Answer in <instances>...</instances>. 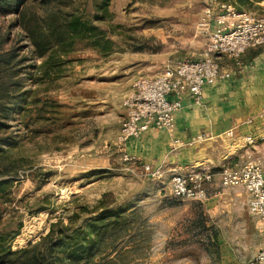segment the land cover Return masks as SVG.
I'll list each match as a JSON object with an SVG mask.
<instances>
[{
	"label": "rangeland",
	"instance_id": "rangeland-1",
	"mask_svg": "<svg viewBox=\"0 0 264 264\" xmlns=\"http://www.w3.org/2000/svg\"><path fill=\"white\" fill-rule=\"evenodd\" d=\"M102 1L66 0L58 12L96 29L90 39L65 42L68 53L50 34L58 23L48 14L56 9L41 0H32L21 18L0 15V54L15 59L0 86L21 84L16 95L26 93L12 104L21 110L0 132L10 142L2 154L16 173L9 200L0 203L6 245L13 252L30 249L55 225L67 237L77 231L86 237L101 226L92 221L109 210L121 218L88 264H253L264 227L250 214L245 193L221 190L220 196L243 203L220 198L219 210L210 214L206 204L175 199L169 183L146 179L141 162L124 161L119 142L124 101L135 82L172 62L209 57L198 24L207 9L218 16L237 0H111L106 15L98 11ZM244 10L264 18V1ZM35 42L47 49L44 59ZM251 49L249 60L264 45ZM234 62L230 66L245 64L244 57ZM263 145L256 139L254 146ZM259 156L264 168V154Z\"/></svg>",
	"mask_w": 264,
	"mask_h": 264
},
{
	"label": "built area",
	"instance_id": "built-area-1",
	"mask_svg": "<svg viewBox=\"0 0 264 264\" xmlns=\"http://www.w3.org/2000/svg\"><path fill=\"white\" fill-rule=\"evenodd\" d=\"M223 14L216 16L207 9L198 24V29L207 31V51L209 57L197 61H179L166 67L159 75L139 79L133 86V93L124 101L126 118L123 122L119 142L122 147L132 137H140L150 128L173 133L176 118L184 109L183 98L192 97L196 105H201L204 90L219 81L231 78V73L223 71L218 59L222 56L234 59L239 64L241 57L251 48L264 45V18L251 12H237L232 5L222 6ZM212 24H215L211 29ZM260 140H264V127L260 130ZM248 145H255L256 136L246 137ZM180 145L179 141L175 142ZM124 161L136 164L135 158L126 154ZM141 173L146 179L162 180L161 167L141 165ZM219 177L223 190L243 188L248 195V209L258 217L264 227V168L248 158L242 166L224 167L216 175L211 170H192L175 174L170 179L171 195L178 200L204 204L208 199V186ZM253 264H264V230L261 249Z\"/></svg>",
	"mask_w": 264,
	"mask_h": 264
},
{
	"label": "crops",
	"instance_id": "crops-1",
	"mask_svg": "<svg viewBox=\"0 0 264 264\" xmlns=\"http://www.w3.org/2000/svg\"><path fill=\"white\" fill-rule=\"evenodd\" d=\"M198 32L206 38L209 34L199 29ZM252 50L242 56L244 66L237 68L230 66L234 59L220 57L218 62L223 71L231 73V78L207 86L201 105H196L192 97L186 95L183 98L184 109L177 115L173 133L152 127L140 137L130 138L122 147L123 156L135 158V163L161 167L164 171L162 180L167 183L173 175L186 173L185 169L216 173L224 166H242L247 156L260 163L259 153L264 154V145L254 146L246 142L249 135L260 139V130L264 127V52L249 60ZM176 63L172 62L167 67ZM238 189L246 194L248 206L247 193L243 188ZM221 190L219 177H216L208 186L209 196L204 202L210 214L219 210L220 198L229 199L220 196ZM229 202L243 203L237 197L230 198Z\"/></svg>",
	"mask_w": 264,
	"mask_h": 264
},
{
	"label": "trees",
	"instance_id": "trees-1",
	"mask_svg": "<svg viewBox=\"0 0 264 264\" xmlns=\"http://www.w3.org/2000/svg\"><path fill=\"white\" fill-rule=\"evenodd\" d=\"M32 0H0V15L5 16L12 13H18L20 18L24 12L25 7ZM43 6L51 7L55 12L47 13L49 19H55L58 23L57 27H51L50 34L56 42V46L62 49L63 53L69 51L65 49L67 41L72 45L74 39H90V33L95 34L96 29L83 27L79 19H62L59 15L62 11V6L66 4V0H41ZM111 0H103L99 3L98 11L103 15L108 13V7ZM264 0H237V5H233L237 12H246L245 7H250L255 2H262ZM50 10V9H48ZM47 10V11H48ZM57 11V12H56ZM63 13V12H61ZM65 27V29H64ZM38 46V57L44 59L46 50L40 46L38 42L34 43ZM15 59L12 53L0 54V79L3 73H7L15 69ZM45 67V66H44ZM56 67L54 64L53 68ZM8 73V74H9ZM4 82V81H2ZM21 84L8 85L2 83L0 86V132L4 131L7 126L4 124L6 120L11 117L14 112H19L21 107L14 104L15 100H24L26 93L16 95L20 91ZM19 88V89H18ZM10 143L7 139L0 138V203H7L9 200L10 189L14 184L15 166L8 162V157L2 154L3 146ZM8 146H12L11 144ZM201 204V203H199ZM121 218L119 211H104L95 220L94 224H101L100 228H91V233L86 237L81 238L79 232H75L72 237H67L64 231L58 230L59 225L53 226L52 231L48 236L38 245L13 252L10 244L6 245L8 239L7 235L0 234V264H88L93 261L97 255L98 248L105 240V237L110 233V228L114 222H118ZM85 245V246H84ZM84 246V247H83Z\"/></svg>",
	"mask_w": 264,
	"mask_h": 264
}]
</instances>
